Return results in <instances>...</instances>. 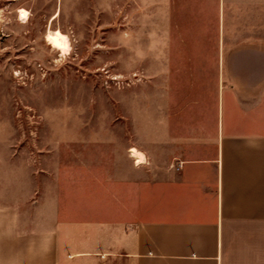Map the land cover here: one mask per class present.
Here are the masks:
<instances>
[{"label": "crops", "instance_id": "crops-1", "mask_svg": "<svg viewBox=\"0 0 264 264\" xmlns=\"http://www.w3.org/2000/svg\"><path fill=\"white\" fill-rule=\"evenodd\" d=\"M119 2L120 25L145 28L148 81L50 164L22 163L90 190L33 219L0 199V264H264V0Z\"/></svg>", "mask_w": 264, "mask_h": 264}, {"label": "rangeland", "instance_id": "rangeland-1", "mask_svg": "<svg viewBox=\"0 0 264 264\" xmlns=\"http://www.w3.org/2000/svg\"><path fill=\"white\" fill-rule=\"evenodd\" d=\"M120 17L118 0H0V199L22 200L32 219L51 211L56 193L90 188L53 186L49 172L22 163L50 164V149L65 148L68 134L116 113L118 91L148 81L145 28L120 25ZM214 77L198 75L204 108ZM37 195L41 204L23 201Z\"/></svg>", "mask_w": 264, "mask_h": 264}, {"label": "bare ground", "instance_id": "bare-ground-1", "mask_svg": "<svg viewBox=\"0 0 264 264\" xmlns=\"http://www.w3.org/2000/svg\"><path fill=\"white\" fill-rule=\"evenodd\" d=\"M133 152H135V150L133 149Z\"/></svg>", "mask_w": 264, "mask_h": 264}]
</instances>
